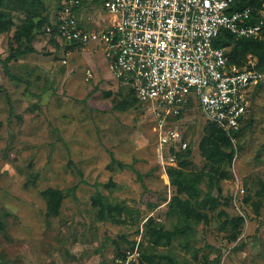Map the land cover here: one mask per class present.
I'll return each instance as SVG.
<instances>
[{
  "label": "rangeland",
  "instance_id": "1",
  "mask_svg": "<svg viewBox=\"0 0 264 264\" xmlns=\"http://www.w3.org/2000/svg\"><path fill=\"white\" fill-rule=\"evenodd\" d=\"M45 3L50 10L53 1ZM90 15L108 23L105 14ZM12 18L15 27L0 35V60L9 58L7 72L0 61V215L11 214L0 233L1 264H109L137 242L146 256L170 254L180 264H264L258 187L264 180V88L250 103L228 178L215 185L198 150L208 126L198 104L168 120L190 141L183 169L201 176L200 199L209 195L219 206L206 211L208 224L193 225L170 245H156L147 237L148 222L164 230L183 225L169 213L176 188L158 164L155 124L146 106L115 84L92 45L70 53L63 64L62 52L39 34L31 42L36 53L10 59L18 45L12 36L24 16ZM87 69L93 72L89 80ZM47 188L64 193L58 214L49 218L41 197ZM95 196L123 210L114 215L117 221L98 218ZM224 214L244 219L236 239H229L232 228L221 229Z\"/></svg>",
  "mask_w": 264,
  "mask_h": 264
},
{
  "label": "built area",
  "instance_id": "2",
  "mask_svg": "<svg viewBox=\"0 0 264 264\" xmlns=\"http://www.w3.org/2000/svg\"><path fill=\"white\" fill-rule=\"evenodd\" d=\"M237 1L63 0L44 35H54L60 45H82L83 50L92 45L102 52L117 85L130 88L150 113L158 164L166 174L176 165L175 154L188 146L180 130L168 127L169 119L194 100L206 120L225 131H237L249 114L251 91L264 85V73L253 69L255 64L228 65L225 50L214 46L222 31L238 38L261 33L264 0L255 22L250 8L230 10ZM96 7L108 16V23L102 19L93 29L82 28L80 12ZM69 55H64L63 64ZM92 77L87 69L85 80ZM140 255L137 242L111 264H139Z\"/></svg>",
  "mask_w": 264,
  "mask_h": 264
},
{
  "label": "trees",
  "instance_id": "3",
  "mask_svg": "<svg viewBox=\"0 0 264 264\" xmlns=\"http://www.w3.org/2000/svg\"><path fill=\"white\" fill-rule=\"evenodd\" d=\"M45 1L46 0H0V35L11 32L15 27L12 18L13 13L24 16L22 24L15 28L12 36L13 41L18 43V45L15 48H12V53L9 56L10 59L36 53V50L31 46V42L37 35L45 34V28L50 26L51 23V16L58 14L63 8V0H52L53 6L50 10ZM262 2V0H238L232 5L230 10L237 11L250 8L252 11L251 20L252 22H255L261 17L260 11L262 9ZM53 36L46 37L55 52H62V54L65 55L69 52L83 51L84 46L60 45L56 42ZM214 46L224 50L228 49L227 53L225 51L228 65L237 66L239 68L250 66L247 64L246 59L255 58L257 59V64L252 68L264 73V27L259 36L253 38H238L227 31H222L214 41ZM8 61L9 58L1 61L5 67V71ZM118 87L131 93L138 102L130 88L123 86ZM260 88H264V85L251 91L249 104H252L253 97ZM109 94L110 93L107 95ZM194 102L196 101L190 100L182 108L180 114L175 118L169 119V121L180 119L184 112H186L187 108ZM248 118L249 114L244 117L237 131L230 132L225 131L216 123L207 120L208 126L205 128V135L199 143L198 150L200 155L211 166L212 174L209 177V181H211L210 185H215L221 180L228 178V169L231 168L235 155L238 152L235 143L241 136L245 126L248 124ZM185 141L188 144L187 148L185 150H180L175 154L176 165L166 169V175L170 180V184L176 188V194L173 196L169 204V213L176 214L183 227H174L173 230H164L162 227L154 226L152 223L148 222L145 226L147 237L156 245H170L174 238L186 235L189 230L192 231L193 225H198L199 223L208 224L209 218L206 211L216 210L219 206V200L217 198H211L209 195L200 199L201 189L199 188V184L201 182V176L195 172L187 173L184 171L183 167L185 160L191 154L190 141L186 138ZM111 157V161L113 163L116 162L113 155H111ZM105 186L109 187L108 184ZM258 187L260 191L259 193L263 198L262 201H264V180L258 182ZM41 197L45 203L46 217L49 218L57 215L64 199L63 191L47 188L41 192ZM234 199V196L230 198V200ZM92 200L94 201V206L100 208L98 218L101 220L111 219L112 221H117L113 219L114 215H120L123 211L119 207L115 208V206L105 203L100 197L96 200L95 196ZM10 215L9 212H3L0 215V233L5 231V220H7ZM224 215L226 216V219L223 221L221 229L227 231L229 228H232L233 234L231 235L233 238L230 236L229 239H236L238 237L236 232L240 231L239 229L241 228L244 219L240 216L229 218L226 214ZM134 245L130 249L118 253L109 264H111L116 258L124 257L127 251L133 249ZM140 253L139 264H142V259L148 264H180L170 254L153 255L151 252L146 256L141 248ZM207 259L208 256H205L204 260L206 261Z\"/></svg>",
  "mask_w": 264,
  "mask_h": 264
},
{
  "label": "crops",
  "instance_id": "4",
  "mask_svg": "<svg viewBox=\"0 0 264 264\" xmlns=\"http://www.w3.org/2000/svg\"><path fill=\"white\" fill-rule=\"evenodd\" d=\"M92 12V13H91ZM102 15V12L96 7L95 9H92V8H87L85 9L84 11H81L80 14H79V24L82 26V28H86V29H93L95 26H94V23L95 22H100V21H95L94 18H91V15ZM99 18V17H98ZM100 19L102 20V18L100 17ZM107 20H108V17H107ZM89 48V47H88ZM95 49V48H94ZM85 50V49H84ZM96 51H100L98 49H95ZM102 61L105 62V66H106V69L108 70V67H107V61L104 59H102ZM108 73L110 74V76L112 77V74L109 72L108 70ZM113 79V78H112ZM114 80V79H113ZM115 82V81H114ZM115 84L117 85V83L115 82ZM118 86V85H117Z\"/></svg>",
  "mask_w": 264,
  "mask_h": 264
}]
</instances>
